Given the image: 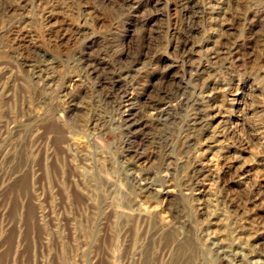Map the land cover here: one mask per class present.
<instances>
[{"label": "rangeland", "instance_id": "rangeland-1", "mask_svg": "<svg viewBox=\"0 0 264 264\" xmlns=\"http://www.w3.org/2000/svg\"><path fill=\"white\" fill-rule=\"evenodd\" d=\"M0 264H264V0H0Z\"/></svg>", "mask_w": 264, "mask_h": 264}, {"label": "bare ground", "instance_id": "bare-ground-1", "mask_svg": "<svg viewBox=\"0 0 264 264\" xmlns=\"http://www.w3.org/2000/svg\"><path fill=\"white\" fill-rule=\"evenodd\" d=\"M196 110H197V109H196ZM202 118H203V117H202ZM148 185H150V184H146L145 187H147ZM147 188H148V187H147Z\"/></svg>", "mask_w": 264, "mask_h": 264}]
</instances>
